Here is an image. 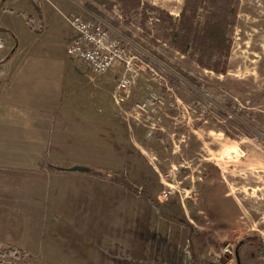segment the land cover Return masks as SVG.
Segmentation results:
<instances>
[{
    "label": "rangeland",
    "instance_id": "obj_1",
    "mask_svg": "<svg viewBox=\"0 0 264 264\" xmlns=\"http://www.w3.org/2000/svg\"><path fill=\"white\" fill-rule=\"evenodd\" d=\"M141 1L177 17L184 0ZM208 10L198 7L200 22ZM234 14L223 73L182 53L158 9L121 21L139 59L132 82L123 92L113 77L108 98L89 87L106 72L86 68L80 93L65 95L46 158L49 213L12 224L7 236L27 251L0 255L2 264H264V0H238ZM150 92L171 107L147 137L126 112Z\"/></svg>",
    "mask_w": 264,
    "mask_h": 264
},
{
    "label": "crops",
    "instance_id": "obj_2",
    "mask_svg": "<svg viewBox=\"0 0 264 264\" xmlns=\"http://www.w3.org/2000/svg\"><path fill=\"white\" fill-rule=\"evenodd\" d=\"M82 1L0 0V37L6 40V47L0 51V177L4 174L9 180L0 182L2 248H7V242L13 249L27 251L23 243L7 236L11 229L18 228L12 224L27 221L34 212L46 216L49 213L45 206L52 202V196L47 176L53 166L47 168L46 158L53 141V120L64 110L65 95L80 93L88 73L78 57L66 54L67 43L73 36L66 15L75 11L85 18L97 17ZM89 1L106 16L117 19V26L106 24L112 35L127 43L126 37L132 34L124 31H129L128 26L120 27V5L115 0ZM149 65L145 66L150 69ZM117 75L119 63L89 87L109 91V98L112 78ZM135 82L126 100L138 98L142 80L135 76Z\"/></svg>",
    "mask_w": 264,
    "mask_h": 264
},
{
    "label": "trees",
    "instance_id": "obj_3",
    "mask_svg": "<svg viewBox=\"0 0 264 264\" xmlns=\"http://www.w3.org/2000/svg\"><path fill=\"white\" fill-rule=\"evenodd\" d=\"M121 7V15L124 18L122 22H126L130 12H134L138 7L155 8L166 16L170 28L172 29V43L182 52L196 62L202 68L213 70L217 73H223L227 69V58L229 54V40L226 37L228 26L233 25L235 20V11L238 0H207V4H203V0H184L183 5L177 17H173L167 11L155 7L150 4L142 3L141 0H115ZM230 3L233 7H229ZM83 6L97 18L102 19L105 23L112 26L118 24L115 17L110 18L100 11L89 0L82 1ZM202 5L206 10L203 21L197 18L198 7ZM31 26L30 22L27 21ZM112 24H111V23ZM188 51H190L188 53ZM188 82L196 84V79L191 75L183 72L178 67H173ZM173 81V79H172ZM257 256L264 258L263 249L260 244L256 249ZM23 256V251L13 249L11 247L0 251V255L4 256ZM0 264H2L0 262ZM210 264V263H209Z\"/></svg>",
    "mask_w": 264,
    "mask_h": 264
},
{
    "label": "built area",
    "instance_id": "obj_4",
    "mask_svg": "<svg viewBox=\"0 0 264 264\" xmlns=\"http://www.w3.org/2000/svg\"><path fill=\"white\" fill-rule=\"evenodd\" d=\"M66 20L73 32L65 49L66 54L78 57L97 74L119 63L117 89L125 92L132 82L131 74L136 71L134 67L138 64V57L126 49L122 39L111 34L102 19L85 18L72 11L66 15ZM4 47V41L0 38V50ZM169 107L171 104L160 93L150 92L145 99L132 102L126 114L131 121L135 119L145 129L146 136L150 137L156 130L162 129L163 120L170 117Z\"/></svg>",
    "mask_w": 264,
    "mask_h": 264
},
{
    "label": "water",
    "instance_id": "obj_5",
    "mask_svg": "<svg viewBox=\"0 0 264 264\" xmlns=\"http://www.w3.org/2000/svg\"><path fill=\"white\" fill-rule=\"evenodd\" d=\"M77 169H81V167H77Z\"/></svg>",
    "mask_w": 264,
    "mask_h": 264
}]
</instances>
